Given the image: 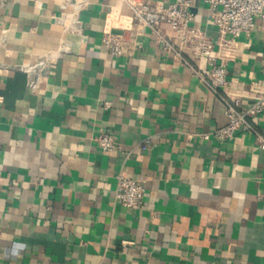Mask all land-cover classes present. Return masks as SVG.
Wrapping results in <instances>:
<instances>
[{
    "label": "crops",
    "instance_id": "0c3cea01",
    "mask_svg": "<svg viewBox=\"0 0 264 264\" xmlns=\"http://www.w3.org/2000/svg\"><path fill=\"white\" fill-rule=\"evenodd\" d=\"M62 5L0 0V42L7 29L12 51L0 68V264H264V147L251 132L212 135L226 118L194 72L206 60L182 65L150 35L114 57L103 33L129 26V9L91 0L75 31L58 20ZM193 11L217 38L206 2ZM228 80L244 107L264 89L259 19ZM255 122L264 136V117ZM101 133L115 151L99 147ZM118 174L145 182L140 209L115 198Z\"/></svg>",
    "mask_w": 264,
    "mask_h": 264
},
{
    "label": "built area",
    "instance_id": "2783aa9c",
    "mask_svg": "<svg viewBox=\"0 0 264 264\" xmlns=\"http://www.w3.org/2000/svg\"><path fill=\"white\" fill-rule=\"evenodd\" d=\"M130 11V25L118 26V30H106L102 46L110 55L133 56L142 46L140 38L152 36L159 47L174 60L185 66H198L205 59L208 68L194 69L196 76L216 93L224 102L226 123L212 132L222 141L231 139L238 132H251L257 135L259 146L264 147V136L255 120L264 117V89L255 91L248 106H242L240 94L228 92V64L235 60L239 50L240 36L248 32L257 19L264 30V0H204L212 14V22L217 30V38H210L206 31L193 24L196 14L193 11L196 0L159 1L119 0ZM91 0H63V15L58 18L66 30H80L79 15L88 7ZM167 24L174 36H169L164 28ZM0 68L8 66L12 51L6 46L7 29L1 30ZM34 60L54 59L51 52L30 53ZM205 138L209 134L202 135ZM99 147L106 152L117 149L112 133H101L95 137ZM2 171L0 169V178ZM145 182L125 174L117 175L115 198L125 207L140 209L144 203ZM261 197V195H260Z\"/></svg>",
    "mask_w": 264,
    "mask_h": 264
}]
</instances>
